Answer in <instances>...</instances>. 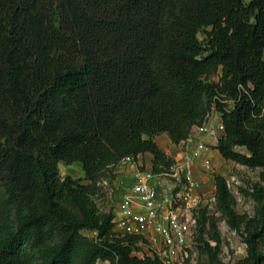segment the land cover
Returning a JSON list of instances; mask_svg holds the SVG:
<instances>
[{"label":"trees","instance_id":"obj_1","mask_svg":"<svg viewBox=\"0 0 264 264\" xmlns=\"http://www.w3.org/2000/svg\"><path fill=\"white\" fill-rule=\"evenodd\" d=\"M213 107L215 149L259 170L254 217L221 175L216 208L244 237L238 264H264V0H0V264H162L115 236L98 183L126 157L169 170L156 137L180 144ZM76 163L88 184L61 177ZM198 229L222 264L206 209Z\"/></svg>","mask_w":264,"mask_h":264},{"label":"built area","instance_id":"obj_2","mask_svg":"<svg viewBox=\"0 0 264 264\" xmlns=\"http://www.w3.org/2000/svg\"><path fill=\"white\" fill-rule=\"evenodd\" d=\"M224 131L221 114L213 107L202 124L194 126L188 138L175 145L176 157L167 155L174 161L169 170L155 173L152 166L141 170L143 165L138 160L124 158L116 174L130 165L137 170L130 183L119 178L116 181L115 189L120 192L112 210L108 209V197L113 193L110 181L102 179L98 183L97 207L114 215L113 232L118 238L132 240L133 255L157 259L162 264H198V218L203 209L209 214L216 207V190L213 186L211 199H207L208 193L196 179L195 166L200 163L206 172L213 169L210 159L203 160L211 147L201 138L209 136L218 143ZM227 184L230 188L228 179Z\"/></svg>","mask_w":264,"mask_h":264},{"label":"rangeland","instance_id":"obj_3","mask_svg":"<svg viewBox=\"0 0 264 264\" xmlns=\"http://www.w3.org/2000/svg\"><path fill=\"white\" fill-rule=\"evenodd\" d=\"M219 76H214L212 78L213 82H217ZM157 141L159 142L160 148L164 152H168V155L171 157H176V154L171 152L172 150H177L174 144L170 141L167 135L158 136ZM218 156V155H217ZM218 160L212 159L213 169L210 172L201 170V174L208 175L211 178V182H207L205 187V192L208 193L207 199L213 194V179L214 175H221L230 180V189L235 199V211L239 215H246L248 217H254L256 213V204L252 198L248 195L252 186L259 181V170H251L244 166H236L232 162L223 160L218 156ZM148 162V161H147ZM146 160H143L145 163L141 170L146 168ZM150 169L149 167H147ZM60 175L62 178L67 176L71 177L74 180L81 181L84 184H88L85 180V173L83 172L82 166L79 163L73 164L71 166H66L64 164L60 165ZM118 175V176H116ZM121 172L108 178L110 181L113 193L108 197L109 207L108 209H114V205L117 202V195L120 191H117L115 188L116 181H119ZM213 178V179H212ZM234 179V180H233ZM127 184V182H126ZM98 198H95V201ZM110 210V211H111ZM209 216L212 217L218 226V230L221 235V253L220 260L222 264H238L240 261L244 260L247 257V245L244 241V237L240 232H236L230 229L225 220L221 217V214L216 210V207L213 206L212 210L209 211ZM199 239V238H198ZM205 242L210 243L212 246H215V243L211 240V235L206 234L203 237V241L199 242L197 240V250L199 252L198 264H210L209 257L204 251ZM98 264H109L107 262H99Z\"/></svg>","mask_w":264,"mask_h":264},{"label":"crops","instance_id":"obj_4","mask_svg":"<svg viewBox=\"0 0 264 264\" xmlns=\"http://www.w3.org/2000/svg\"><path fill=\"white\" fill-rule=\"evenodd\" d=\"M163 136V135H162ZM157 139H158V137H156V142H157V144H158V146L160 147V145H159V142L157 141ZM202 139V141H204L207 145H209L210 147H211V150H210V152H207V153H205L204 155H203V160L204 159H210L211 161H212V159H219L218 158V156L220 157V158H222V156L219 154V152L215 149V146L217 145V143H215V140L214 139H212L211 137H209V136H205V137H202L201 138ZM174 146H175V144H174ZM176 151L177 150H172L171 149V152H173V153H176ZM166 153V152H165ZM167 155H168V152L166 153ZM218 155V156H217ZM152 159H153V157H152V155H150V154H145V155H142V156H140L139 158H138V164L139 165H144L145 163H143V160H146V167H149V168H151V166H152ZM224 160V159H223ZM228 162H230V161H228ZM233 163V162H232ZM233 164H235V163H233ZM236 166H240V165H238V164H236ZM136 170H137V167L136 166H134V165H130L129 167H127L126 169H123L122 171H120L121 172V175H120V177L121 178H119L120 179V181H123V182H127V183H130V181H129V179L133 176V175H135V173H136ZM201 170H203L202 168H201V164L199 163V164H197L196 166H195V175H196V179L201 183V184H203V188H205L206 186H208L207 185V182L209 183V182H211V178L208 176V175H203V174H201ZM226 178V177H225ZM213 179V178H212ZM227 179V178H226ZM213 186H214V188H215V183H214V179H213Z\"/></svg>","mask_w":264,"mask_h":264}]
</instances>
